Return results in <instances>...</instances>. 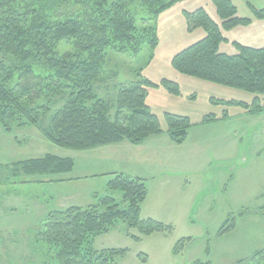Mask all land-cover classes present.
I'll use <instances>...</instances> for the list:
<instances>
[{"label": "rangeland", "instance_id": "obj_1", "mask_svg": "<svg viewBox=\"0 0 264 264\" xmlns=\"http://www.w3.org/2000/svg\"><path fill=\"white\" fill-rule=\"evenodd\" d=\"M199 8L220 25L211 0L176 4L154 23H149L148 10L134 0L129 10L136 15L137 27H153L157 46L154 50L143 46L138 53L107 50L101 75L94 83L96 96L109 104L115 101L120 85L142 79L153 84L161 80L176 83L180 96L169 95L159 87L148 88L146 103L157 116L163 135L165 114L190 120L192 127L182 146L159 147V151L157 145L151 151H143L148 146L128 151L116 150L114 146L85 151L58 147L44 138L43 131L49 126L53 111L64 103L66 93L55 98L51 112L43 115L37 127L20 128L14 124L9 134L0 124V264H42V249L33 244V237L50 211L86 207L95 203L96 197H112L123 206L121 192L107 189L109 177L106 175L79 178L67 184L58 182L67 175L25 177L12 169L13 163L46 154L71 158L75 176L78 166L95 161L100 153L137 163L138 169L143 170L148 166L145 163L149 156L154 166L168 168L162 178L153 165L156 173L140 171L141 178L130 177L132 173L128 170L111 173L112 177L123 174L142 180L147 197L141 205L140 218H151L172 228L170 233L141 236L136 229H128L118 221L107 234L94 240L97 251L126 250L115 264H238L264 248V110L261 114L249 115L237 107L213 105L210 99L251 103L254 95L181 75L171 67L174 55L205 37L201 29L187 32L183 17L184 11ZM77 10L64 2L56 17L63 19ZM223 36L227 41L220 45L219 53L235 54L232 41L237 35L223 32ZM250 46L264 47V43ZM68 51H71L70 43L58 45L60 55ZM34 73L44 78L50 75L37 67ZM43 104L40 100L33 107ZM225 109L229 113L226 122L200 125L205 115L221 116ZM102 158L107 157L102 155ZM227 219H232L233 227L220 235ZM181 240L188 242L174 253Z\"/></svg>", "mask_w": 264, "mask_h": 264}, {"label": "trees", "instance_id": "obj_2", "mask_svg": "<svg viewBox=\"0 0 264 264\" xmlns=\"http://www.w3.org/2000/svg\"><path fill=\"white\" fill-rule=\"evenodd\" d=\"M133 1L0 0V124L6 133L12 132L14 124L20 128L39 126L43 115L51 112L55 98L66 93L64 103L53 111L50 124L43 131L44 138L58 147L85 151L122 142L140 146L149 137L163 134L157 116L147 106V89L159 87L178 97L181 92L176 83L161 80L153 84L142 79L120 85L111 104L98 98L94 91L107 50L138 53L143 46L151 50L157 46L153 27H137L136 15L129 10ZM136 1L148 10L149 23H154L176 4L190 0ZM64 2L78 10L69 17L57 18ZM211 3L220 25L203 8L184 11L186 31L201 29L205 37L174 55L171 67L181 75L254 95L251 103L210 99L211 104L237 107L249 115L261 114L264 47L233 42L235 54L219 53L220 45L227 41L223 32L246 27L252 20L239 17L231 0H211ZM248 7L253 19L264 21V9ZM62 42L70 43L71 51L60 55L58 45ZM35 67L47 70L50 75L37 76ZM40 100L44 104L33 107ZM227 119L229 113L225 109L221 116L205 115L200 125ZM165 121L168 140L182 145L192 127L190 120L165 114ZM73 168L71 158L46 154L13 163L12 169L25 177H55L69 174ZM107 189L121 192L122 207L112 197H96V202L86 207L57 209L43 217L40 230L33 237V244L42 249V264H115L126 250L97 251L94 240L107 234L118 221L128 229H136L141 236L172 231L170 226L151 218H140L141 205L147 197L142 180L118 174L109 180ZM231 220L221 226L220 235L233 227ZM186 242L179 241L174 253ZM238 264H264V248Z\"/></svg>", "mask_w": 264, "mask_h": 264}, {"label": "crops", "instance_id": "obj_3", "mask_svg": "<svg viewBox=\"0 0 264 264\" xmlns=\"http://www.w3.org/2000/svg\"><path fill=\"white\" fill-rule=\"evenodd\" d=\"M231 2L236 7L239 17L250 18L252 20L251 24L246 26V27H238L234 30L227 32L228 34H236L237 35V38H234L235 40L232 41V43L236 42V43H239L243 46L252 47V48H254V46H250V45H260L261 43H264V21L254 20L252 13L248 7L249 5H251L253 8H255L257 10L264 9V0H231ZM255 48H261V47L255 46ZM227 120H225L223 122H217V123H224ZM160 142H164L165 143L164 146H162V144L160 145L159 144ZM155 143H157V144H155ZM154 145H157V148L159 151V147H162L165 149V147L169 148L170 146H173L174 144H172L168 140L166 135L162 134L159 136L149 137L140 146H132L126 142H122L120 144L110 145V147L114 146L116 148V150L128 151V150H132L131 148H136L137 150L138 149L142 150L143 148L148 146L143 151H148V150L151 151L152 149H154ZM174 146H176V145H174ZM171 148H173V147H171ZM98 149H100V148H98ZM162 154H164V152H162ZM102 155L106 156L107 158H102ZM146 160H147V162L145 164H147L148 166L144 165L145 166L144 168L146 170H143L140 168L138 169V167L136 165L137 163H130L127 160H125L124 158H118L117 156L114 157L113 155L108 154V153H103V154L100 153L99 158H97L95 161H93L91 163H84L83 164L84 166H82V167L78 166V175L77 176H75L76 174H74V171H75V165H74L73 171L69 174H65V175H67V177H62L61 179L58 180V182H64L67 184H71L72 182H74L75 180H78L79 178H88L89 177L88 179H90V178L99 177L100 175H106L109 177V180H111L113 178L111 176L112 172L125 173L127 170L132 173V175L130 177L141 178L142 176H139L140 171H143L144 173H147V174H149V173L155 174L156 172L151 167V165L154 166V164L151 163V161L153 159L148 156L146 158ZM154 167L158 168L160 178L164 177L163 175L168 168L165 169L164 166H161V168H160L159 165L154 166ZM173 171H176V170L174 169ZM159 174L157 173L158 176H159ZM65 175H62V176H65ZM76 177H78V178H76ZM110 177H112V178H110ZM108 181H107V183H108ZM107 183H106V186H107ZM141 211H140V216L142 214Z\"/></svg>", "mask_w": 264, "mask_h": 264}]
</instances>
